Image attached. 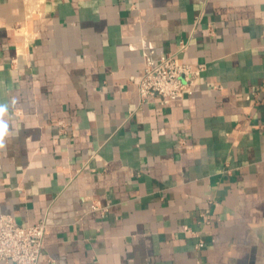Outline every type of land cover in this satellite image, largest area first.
<instances>
[{"label":"crops","instance_id":"0c3cea01","mask_svg":"<svg viewBox=\"0 0 264 264\" xmlns=\"http://www.w3.org/2000/svg\"><path fill=\"white\" fill-rule=\"evenodd\" d=\"M166 53L195 91L141 103ZM0 125L41 264H264V0H0Z\"/></svg>","mask_w":264,"mask_h":264},{"label":"built area","instance_id":"2783aa9c","mask_svg":"<svg viewBox=\"0 0 264 264\" xmlns=\"http://www.w3.org/2000/svg\"><path fill=\"white\" fill-rule=\"evenodd\" d=\"M209 31L210 34L214 33L212 27ZM186 46L182 41L180 51ZM202 69H193L189 64L181 62L177 53L162 55L159 62L148 65L136 79L140 102L146 103L151 98L159 97L161 103L167 104L192 95L201 78ZM92 209L101 208L93 203ZM47 228L46 220L23 226L12 215L0 213V264H41ZM184 230L197 236L187 225ZM205 246L206 242L202 238L195 244L196 249ZM197 264H202V261L199 260Z\"/></svg>","mask_w":264,"mask_h":264},{"label":"clouds","instance_id":"9594fccd","mask_svg":"<svg viewBox=\"0 0 264 264\" xmlns=\"http://www.w3.org/2000/svg\"><path fill=\"white\" fill-rule=\"evenodd\" d=\"M4 130V126L3 125H0V133H2Z\"/></svg>","mask_w":264,"mask_h":264}]
</instances>
